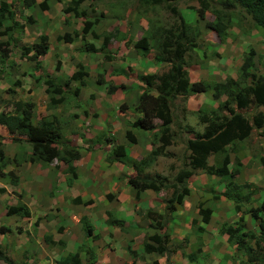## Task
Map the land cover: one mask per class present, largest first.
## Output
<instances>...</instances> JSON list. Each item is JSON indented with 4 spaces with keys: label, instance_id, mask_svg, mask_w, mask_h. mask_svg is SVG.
<instances>
[{
    "label": "rangeland",
    "instance_id": "obj_1",
    "mask_svg": "<svg viewBox=\"0 0 264 264\" xmlns=\"http://www.w3.org/2000/svg\"><path fill=\"white\" fill-rule=\"evenodd\" d=\"M24 0H10V4L12 6V10L14 11V17L13 19L7 20L5 24L0 28V43L3 44V49L5 52H7L6 59L0 60V110H8L9 103L15 100H29V92L34 89V95L33 99H38L41 93V88L37 89L33 85V76L37 72L30 71L29 67L32 66V63L28 61L27 57L29 55H21L20 49L22 48L21 44H19L15 36H18L20 39V42L25 43V45H29L32 42H34L38 35L36 33L39 32L40 27L34 26L33 23H29L25 17L22 15V6H23ZM58 3H53L52 12L56 11V9L60 10L63 3H68V1L65 0H59ZM83 2V5L79 8L81 10H84L86 14H90L91 16H94L93 9L95 6L93 5V1L95 0H81ZM106 2V0H104ZM110 1V0H109ZM127 1V0H126ZM213 3L211 5V9L215 8L217 9L218 6L215 2V0H212ZM8 2V0L6 1ZM103 2V0H101ZM117 2V1H116ZM135 2V1H134ZM175 4V3H174ZM116 8L118 9L117 14L120 18L127 16V23L128 20L132 19L136 21L137 19L144 20L145 26L148 27L147 20H155L152 24V26H164L168 27L172 24H178L181 20L179 16H182L184 21L190 22V25L194 27V30L200 34V39L197 41L198 46H200L199 51H203V55L205 57L198 58L196 57L195 60L199 61L200 65L206 69V74L210 75L211 72L218 73L219 76H223V79L220 77L221 82H232L235 80V77L237 76V71L239 68V65L241 63V60L244 57V54L248 52L249 49H251L254 53L253 55V66L255 69H257L259 72L264 71V33L260 30H255L254 27H252V23L250 22L248 16L244 14L243 11L240 9H236L232 12L230 21L228 24L230 28L227 29L224 42H218L215 38L214 34L212 32H208V29L206 28L205 24L206 22H209L212 20L211 17V11L210 13L207 12L205 14L204 19L201 21L197 19L196 10L198 8V5L196 1L194 0H182L175 4V13L171 15L163 6L155 7V9L152 11L151 14L149 11L142 12L144 8L137 6L135 7V3H131L128 5H125L121 8L120 5L114 4V7L112 8L114 11H116ZM127 9V10H126ZM63 8L61 9L62 13ZM29 14H32V16L38 17L39 10L38 8L33 10L27 9ZM56 15V14H55ZM56 17H62L63 21H65V14H57ZM80 20L82 17H78ZM94 17H92L93 19ZM118 18V19H120ZM82 24V21H81ZM5 27H10L9 30H5ZM57 36V35H56ZM56 36H53L54 38ZM143 36V34H142ZM145 36V35H144ZM210 38H214L215 41L210 40ZM35 39V40H34ZM91 42L95 45L96 41L94 39L89 38ZM86 40L84 42H79L78 46L81 48V44H86ZM101 53L103 54L102 49ZM218 51L216 53L217 55H211V53ZM85 51V50H84ZM22 52V49H21ZM112 52V51H110ZM114 52V51H113ZM138 52V51H137ZM90 55H94L91 52H88ZM139 53V52H138ZM138 53L135 55L137 56ZM151 53V52H150ZM84 54V53H83ZM112 54V53H111ZM196 54V53H195ZM131 63L133 61V58L135 56L129 57V54L127 55ZM139 56H143V54L139 53ZM145 56V55H144ZM201 56V54L199 55ZM90 58V57H89ZM92 61L95 59L90 58ZM79 61L82 63H87V55L85 54L84 57L79 58ZM123 58L117 57L114 61L106 64V68H104L100 73H98L97 78L98 80H95L94 73L91 72L90 77L88 78H81L80 81H83V85L81 86L80 81H70L69 85L64 88V91L61 92V98L62 102L61 104H57L55 106L54 110H50V112H54L56 114V119L58 124H64L62 135L70 134V131L68 130V127H72L77 132L75 134L76 137L80 136L79 134H84V138L88 139L86 141H89L88 146L85 145L82 146V144H85L86 141L82 139V141H78V145L76 149H80L78 151V158L82 157L85 153H90L94 151L95 153L92 154V157H96V153L101 156H105L106 153L111 152V146H110V136L112 129H114L113 136L118 139L123 137V129L121 126L117 124V122L114 120V118L111 117V109L108 106L102 107V110L105 111L108 115L105 123L101 122L99 123V128H97V125L95 124V116L91 117L90 121H88V118H82L84 117V112L87 111V104L88 99L85 97V100H80V97L76 95H72V92L75 88H79L81 91V94H86L88 92L90 93L91 97L99 96L100 94H103L104 90L108 92H111V85H113L114 89L110 93V99L112 101L120 100L123 97V94L121 91V85L123 83L126 87H128L131 83V81H127L125 76V73L131 74L134 72H137V67H132L130 70L122 72L118 71L117 75H111L116 74L117 69L124 68L123 67ZM210 64V65H208ZM68 65V64H67ZM145 65L142 64L141 67H144ZM210 67V68H208ZM70 68V66H69ZM66 67V69L63 71L62 75V82H66L68 77L66 78V72L70 69ZM82 68V67H81ZM98 68V67H97ZM188 68V67H187ZM74 71H76V68L74 67ZM125 70V69H124ZM38 75L40 77H43V75L46 73L43 68L39 67L37 69ZM83 71V70H82ZM93 71V70H92ZM36 72V73H35ZM164 72V71H163ZM191 72L190 70L188 73ZM108 73L110 76H108ZM162 73V72H161ZM215 73L211 75L212 77L208 78V80H215ZM32 76H29V75ZM127 77V76H126ZM229 78V79H227ZM105 79L107 81H105ZM110 82H109V81ZM18 82V87H13L12 82ZM105 81V82H104ZM41 80L37 81L36 83L40 85ZM102 85L105 87L104 89L100 87L99 85ZM104 82V83H103ZM119 83V84H118ZM38 85V86H39ZM107 85V86H106ZM124 87V86H123ZM14 89L16 91V95L14 94ZM101 89V90H100ZM125 89V88H124ZM9 90H12L13 92H9ZM132 93L141 91L140 88L137 86L132 87ZM4 93H7V96L5 97ZM105 93V94H106ZM107 95V94H106ZM193 97V96H192ZM56 99L58 97H55ZM103 97H99V99H102ZM128 98V97H127ZM98 99V102H99ZM78 100V101H77ZM92 100V98H91ZM224 100V96H221L219 99V102H217V105ZM178 106H182V100L176 99L174 101ZM110 105V103H108ZM174 106V105H173ZM187 107H195V105H192L189 103ZM241 114L244 115H250V114H256L257 112H261L264 114V108L258 107L253 108L250 105L247 108L238 110ZM75 112L76 114L74 115ZM174 115L175 123L173 122L169 126V134L172 135V140L170 143V146L165 148V150H161L160 154L157 156L152 155L149 157V159H145L143 166L141 168V172L138 173L139 177H144L146 179H154L158 183L164 184V188H161V190L157 191V193H150V191H146L148 195L146 196H139L135 198L132 194V190L130 189L127 191L125 188H122V180H127L129 177H133L135 175V172L130 168L134 167L132 165L133 163H136L137 160L135 158L129 156L127 154L128 149L125 151V160L127 161V165H123V170H121L119 174L111 173L110 178L111 180L105 181L103 184H100L99 182L94 183L95 186L86 187L87 184L81 183L77 186L75 190H78L81 192L85 197H82V201L80 199L75 202L76 204H66V196H63V201L59 203L61 206L68 205L66 213H69V209L73 210L72 212H75L74 215L76 218L80 217L81 215L85 214L87 211L86 209V200L94 199V202L96 206L93 207L94 212L98 216L103 213L104 210H96L101 206V204H104V201L98 200L96 197H104V194L106 193H112L113 197L117 194V190H122V193H128L129 192V200L130 205L131 202L134 204L132 207V212H134L135 215H137L138 219H134L135 221L138 220L139 226H137V232L136 234L142 235L140 238L142 240H137L139 242L143 241L144 234H151V233H166L169 237V242L167 243L169 247V253L166 255H163V260L160 261L162 264H192L188 262L187 256L188 254L192 253L194 254L199 260V264H240L244 263L246 261L245 256L240 253L236 252L234 247L226 242V236L220 234L219 230L222 226L230 225L235 227L238 223L242 226H244L247 230L253 231V235L257 236V221L254 220L251 217V214L249 211L247 212L249 208H255L259 205L260 200L264 199V169L261 168L259 165L258 158L261 156L264 158V124L262 126L261 131L257 130L255 133H252L248 139L241 143L242 145V153L240 154V151L235 149L232 151L234 153L233 159H241V169L238 171L237 175L232 180L233 183L242 185V184H249L256 186L255 189H247L243 188L241 192H251L256 190L255 193H250L251 197L247 201H243L241 203V210L239 213H235L233 209V204L231 201H229L227 198L223 196V194H229L227 189L229 187L226 186V181L219 180L218 177L208 176L200 171H196V173L191 176L187 180V186L189 190L188 196H186L181 204H174L175 209L173 212H167L164 209V205L167 201V198L169 197L172 189L169 185L172 184V179L176 172L183 168L185 163V156L186 152L184 149L183 141L185 140V133H182L183 130L181 126H185V123L191 128V130L200 132L203 125L201 123H198L196 116L189 118L185 114L182 118V122L179 121V112L177 111ZM78 116H81L80 123L82 125H79L78 123ZM117 116H119L117 114ZM40 115L38 113L34 114V118L32 120L33 123H36ZM87 121L88 124H91L89 127L83 123L84 121ZM176 123H178V128ZM154 124H160L156 119L153 120ZM182 124V125H181ZM78 125V127H76ZM157 125V126H158ZM72 126V127H71ZM86 126V127H84ZM92 129H95V131L98 132V134L93 136V139H89L90 132L93 131ZM155 131L156 127H154ZM90 131V132H88ZM259 131V132H258ZM134 135L140 136L141 139H144L147 137V134H149L148 131H133ZM159 132H156L155 135H152L154 139H151V146L154 149L158 146L157 140H158ZM2 137V136H1ZM139 138V139H140ZM94 141L95 143L91 142ZM141 142V140H140ZM3 153L6 157L13 156L15 153V145H13L8 136L3 137ZM108 143V144H107ZM107 144V146H105ZM140 144V143H139ZM94 145V147H92ZM136 145V144H133ZM138 146V145H137ZM97 148V149H96ZM152 149V150H153ZM138 152V151H137ZM14 153V154H13ZM140 153H143V150L140 151ZM13 154V155H12ZM259 156V157H257ZM77 160V159H76ZM74 160V161H76ZM149 160V161H148ZM74 161L72 162L74 172L76 173L77 165H75ZM148 161V162H147ZM102 162V161H101ZM147 162V163H146ZM247 162H250L249 164ZM212 163V159L208 158L206 160V164L209 166ZM30 164V163H29ZM50 164L57 165L58 170L55 171L54 175H57L58 173H61L63 175V178H69L70 174L66 171V165L61 161H52ZM233 164V163H232ZM32 165V164H30ZM49 165V164H47ZM47 165H41L40 164H33V168L35 171H32L31 173L33 175L37 174V169H46ZM50 167V171L52 172L53 167ZM101 166V172H106V164L103 163ZM232 165H229L227 168L230 170V167ZM10 166H8L6 169H8ZM31 168V170L33 169ZM60 168V169H59ZM54 168L53 170H55ZM62 169V170H61ZM110 171L112 170V167L109 168ZM44 173V172H43ZM122 175V176H121ZM121 176V177H120ZM120 177V178H119ZM62 178V179H63ZM64 178V180H65ZM99 178L106 179V177L103 175H99ZM18 179V178H17ZM38 179V178H37ZM36 178L33 180H30L29 178V189L26 188V183L23 180L19 181L17 180V185L12 186L9 185L7 181H0L2 184H5L8 189L17 190L13 193H10L8 196H10V199L12 197V200L14 201H21V199L25 198L29 200V205L31 206L33 216H39L37 219L31 220V225H29V229L27 232H24L29 235V246H17L16 241L13 239L17 235H21L23 233L22 228L25 227L27 224L25 221H23V218H19L18 220L21 223H12L9 222L7 219L0 220L4 224L5 227L9 228L8 235L11 233L10 230H12V235L8 238V241L5 246H0V250L5 254L9 260L11 259V264H55L56 260H58L60 257L66 255L70 251L72 252H78L79 256H81L82 262L84 261L83 258V248L85 246H50L49 244H46L43 240V237L45 235L55 236L58 238L60 237V234L62 233L63 229L54 230L52 227L51 230L46 229L45 230H38V232H35L34 230L37 228V223L43 218L45 219L47 215H51L47 213L49 206L48 200H50L59 193L55 192L54 186L53 189L49 190V185H46L45 187L37 180ZM62 180V181H64ZM68 181V180H66ZM23 182V183H22ZM65 182V181H64ZM64 183L62 182L61 185ZM57 185V184H56ZM124 185V183H123ZM113 186H116V189L113 188ZM126 187V186H125ZM179 188V186L177 187ZM26 190H29L26 192ZM49 190V192H48ZM74 190V191H75ZM119 190V191H120ZM118 191V192H119ZM219 194L220 197L218 199L213 200L212 195ZM5 193V192H4ZM48 193H50L48 195ZM156 195V199L158 201H153V195ZM158 194V195H157ZM231 194V193H230ZM150 197V198H149ZM88 198V199H86ZM6 196L3 197L2 205L5 206ZM9 198L7 200H10ZM81 201L83 205L79 206L78 202ZM107 201V200H106ZM80 202V203H81ZM21 203V202H20ZM59 205V206H60ZM73 205V206H70ZM85 205V206H84ZM125 205V203L123 204ZM201 206L202 208H209L210 210V218L209 222L207 224H204L200 221V217L197 213V207ZM27 208V207H26ZM5 209V208H4ZM81 209V210H78ZM107 209L109 212L113 213L115 211L121 212L126 214L128 207L125 208L126 211H122L118 209V206L114 203L107 202ZM28 210V208H27ZM147 210H150L151 212H154L156 214H159L160 217L154 216V218H157V221H155V225L152 222V228H148L147 224H149V220L144 218L145 213ZM3 211V208H0V212ZM46 211V212H45ZM86 211V212H85ZM98 211H101L98 213ZM45 212V215L43 216V213ZM162 215V217H161ZM2 217V216H1ZM140 217V218H139ZM121 218V217H120ZM153 218V221H154ZM241 218L239 221L238 219ZM124 221H129L125 217L123 218ZM160 220V221H158ZM164 222L163 227L159 228L160 224ZM22 222H25L22 224ZM36 222V223H35ZM35 224V225H34ZM80 228V223L78 222V227ZM114 228V227H113ZM158 228V229H157ZM197 228L201 229V232L197 231ZM118 229V228H117ZM120 229V228H119ZM134 229V228H133ZM50 231H52L53 234H50ZM123 228L117 232L116 235H114L113 242L110 244V246H95L96 249H98L99 253L106 249L111 248L113 250V253L108 254L109 257L105 258L101 255V253L98 255V252L94 258L93 264H119L120 260L118 247L123 245L124 238H132V231H129L130 235H125L123 232ZM75 231H72L71 236H75L73 234ZM42 234V235H41ZM41 235V237H40ZM24 236V234L22 235ZM264 236V235H263ZM136 241V242H137ZM132 242V241H131ZM14 243L13 246L11 244ZM143 242L138 243L139 246H141ZM254 244V243H253ZM10 245V246H8ZM26 245V244H25ZM178 245V246H177ZM135 246V245H134ZM253 250L258 249L255 246H249ZM8 248V250H6ZM260 248H264V241L263 245L260 246ZM260 251V254L263 256L262 264H264V252L262 249H258ZM259 253V252H258ZM151 260H156V263L159 264V261H157V258L155 256H149ZM0 264H6L3 261H0ZM138 264H141L140 262Z\"/></svg>",
    "mask_w": 264,
    "mask_h": 264
},
{
    "label": "trees",
    "instance_id": "obj_2",
    "mask_svg": "<svg viewBox=\"0 0 264 264\" xmlns=\"http://www.w3.org/2000/svg\"><path fill=\"white\" fill-rule=\"evenodd\" d=\"M6 1L7 0H0V28L7 20H12L14 15L11 10L12 6L10 2ZM129 1H135L138 8H144L142 12L145 13L149 11L152 14L155 7L163 6L173 15L176 9L175 4L180 0ZM194 1H196L198 5L196 10L197 19L202 21L205 14L211 11L212 20L206 22L205 26L208 32L214 34L218 42H224L226 31L231 27L228 22L230 21L232 12L236 9H240L248 16L255 30L258 29L264 33V0H215L218 6L217 9H211L212 0ZM32 4H34V0L23 1L25 7H29ZM35 7H37L39 11H46L48 9L47 0H41ZM113 7L114 5H112L111 8L108 7L106 12L116 18H120L117 11L112 9ZM62 12L70 13L76 18L83 17L84 20L81 33L83 35L90 33L91 36L96 38V35L91 32V28L95 24V21L101 18V15H103L102 13L96 15V13L93 12L94 16L92 17L94 18H88L85 11L79 9L78 0H69ZM179 17L181 21L178 24H172L168 27L162 25L154 27L152 24L155 20H147L148 27H146V31L143 33V36L133 44L134 49L143 54V56L151 52L152 59L154 60L153 62L163 61L167 65V69L159 75H141L138 78L139 82L142 84V90L137 97L134 111L138 112L140 116L134 120L131 127L137 131H148L151 133L154 129L153 120H158L160 124L156 127L157 131L151 134L155 135L156 132H159V146L143 155L136 163L132 164L134 165L132 168L135 171V175L127 178L126 184L134 190L135 198L138 197L140 192L150 190L156 193L161 190V188H164V186H162L164 184L158 183L154 179L149 180L144 177H139L138 173L141 172L145 159H149L152 155L157 156L163 148L170 145L172 135L169 134V126L173 122L175 123V113H173L172 108L176 99L186 101L189 96L194 94H209L213 101H218L221 96H224V100L220 102L215 109H211L206 113L202 111L194 112L198 123L204 125L201 132L191 130L186 123L185 126H181L183 127V132H186V134H189L191 137L183 141L184 149L187 153L185 156L186 161L183 168L178 170L175 177L172 179L176 184L170 186L172 191L167 201L164 202V209L167 212H173L175 209L174 204L182 203V200L188 195L187 180L193 176L196 171H200L205 175L218 177L219 180L226 181V186L229 187V189H227L229 194H223V196L232 202L235 213H239L241 201H247L251 197V192H241L243 189L242 186L249 190L255 188L249 184L238 185L232 182L238 173L239 160H230L229 152L236 149V144L247 139L251 131L261 129L264 124L263 113L257 112L256 114L244 115L238 111L247 108L249 105L253 108H264V71L259 72L254 68L252 62L254 53L249 49L241 60L234 81H207V79L212 76L203 80L189 81V67L192 64L197 65L199 61L195 60L196 57L202 58L205 56L203 55V51H199L201 45L198 46L197 43L200 39V34L194 30L190 22L184 21L182 16ZM28 22H31L30 17H28ZM9 29L10 27H5L4 31ZM73 36H77V34L74 33ZM57 39L69 43L72 38H70L68 34H64ZM107 42L108 38H103L102 46L104 47ZM2 46L3 44L0 43V60L6 59L7 54ZM47 47V37L45 35H39L36 42L22 48V54L27 55L29 52H33V57L30 59L35 62V68L39 69V62L36 61V57L45 53ZM87 50L93 52L90 45L87 46ZM197 52H199L201 56H197ZM211 55L216 56L217 54L213 52ZM27 59L29 61V57ZM105 59H109V57ZM75 68L76 71L66 79L67 81L64 82L63 85L54 82L47 75H44L42 82L45 87V93L49 99L47 106L49 109L55 108L57 104L62 102L60 95L62 87L68 86L69 81H80L82 77L86 76V73L82 71L81 65L77 64ZM55 69H57V66ZM192 72H194V70H192ZM38 79H40V77H36V81ZM80 84L82 85L81 81ZM77 93L78 88L73 91V95ZM56 96L59 98L56 99ZM12 106V113L0 112V125L5 128L8 134H24L26 137L24 142L29 147V153L22 148L13 158L9 159L4 157L1 144L2 137H0V178L4 179L12 186H16L18 179L12 171H3L7 165L16 167L21 163H30L32 165L36 163L41 166L47 165L52 161H61L66 165V171L70 174L69 178H66V180L75 178V170L71 164L74 160L78 159V149L65 142H61L60 127L56 123L57 119L53 115L46 116L45 119H41L38 124L33 125L31 122V104L15 101L12 103ZM177 111L179 115L184 114L182 106L180 107L177 105ZM186 113H190V111H187L185 108V114ZM176 125L178 128V123H176ZM124 137L129 144H134L136 141L134 134L129 130L125 131ZM12 141L16 142L17 140L12 138ZM112 154L114 155L115 162L127 165L128 160H125L126 156L123 146H116L112 150ZM208 158L212 159V163L209 166L206 164ZM258 161L264 166V158L259 157ZM229 165H232L230 170L227 168ZM177 186H179V188H177ZM0 192H3V190H0ZM214 193L215 192H213L211 196L212 199H218L219 194ZM112 197V193L105 195L107 201H110ZM197 209L200 221L207 224L210 218L209 208L198 206ZM246 211H249L251 217L257 220L259 235L261 236L258 238L264 241V219L261 217V214H259L264 212V199L262 198L260 200L257 207L254 209L249 208ZM5 216L28 218L29 211L26 206L17 200L14 205L6 208ZM106 216L108 226L114 227L115 229L122 226V221L115 219L113 213L108 211L106 212ZM154 216L160 217L159 214L151 212L150 210H147L145 213L144 218L148 219L150 222L147 224L148 228H152V222L154 223L157 221V218H154ZM240 219L241 218L238 220L241 221ZM78 222L80 223L83 235L85 237L91 236V228L84 216H80ZM163 224L164 222L162 223L161 221L159 228H161ZM155 225L157 226L159 224ZM197 231L201 232V229L197 228ZM219 232L226 236L227 242L234 247L236 252H240L245 256V264H262L263 256L258 249H262L264 252V248H260L258 241L255 242V247L258 249L253 250L251 247L247 246L244 240L252 239L253 234L245 231L243 226L239 223L235 227L230 225L222 226ZM43 240L46 244H53L49 235H45ZM168 240L169 237L165 232L162 234L156 232L144 234L141 248L135 251L130 248L131 242H127L126 251L128 252L129 260L122 264H135V260H142L144 255H162L166 253L169 251V247L167 246ZM84 254L85 257L83 262L79 258L78 253L74 252L67 253L63 257H60L56 261V264H93L94 258L90 251L86 249ZM187 259L194 264L200 263V260L192 253L187 256ZM0 260L6 264H11L9 258H7L1 250ZM151 264H155V262L152 261Z\"/></svg>",
    "mask_w": 264,
    "mask_h": 264
},
{
    "label": "crops",
    "instance_id": "obj_3",
    "mask_svg": "<svg viewBox=\"0 0 264 264\" xmlns=\"http://www.w3.org/2000/svg\"><path fill=\"white\" fill-rule=\"evenodd\" d=\"M40 1L41 0H34V4L30 5L29 7H22V15L25 18L29 16L32 20L31 23H33L34 26L40 27V30L38 33H36V35H38V36L39 35H45L47 37V45H48L47 50L45 53L38 55L36 57V61L39 62V66L44 69V71L46 72L45 74H47L49 76V78L53 79L54 82L59 83V84L62 83L63 71L66 69V67L69 68V66H70V68H69L70 70L66 72V78L70 77V75L75 70L74 67L76 64L81 65L83 72L86 73L85 78L90 77V74L92 72V73H94L93 78L95 77V80H98V78H97L98 73H100L104 68L107 67L106 64L114 61L115 58H117V57L123 58V60H124L123 61V67L124 68L117 69L116 74H111V75H117L118 71H122L125 73V71L130 70V68L132 69V67L138 68V69H136V70H138L137 72H134L131 74L125 73V75L127 74L126 75L127 77L125 76L126 80L131 81V83L128 87H126L124 83H123V85H121L122 86L121 90H123V91H121L123 94V97L120 100L112 101L109 97H110V93L114 89L113 85L110 84L111 85L110 86L111 92L106 93L107 91H105V89H104L105 87L102 85V82H100L101 85H99V86L104 89V90H102V91H104V93L100 94L96 98H95V96H92V97L90 96L91 95L90 93H92V92H88L86 94V96L84 94H81L80 89H79V92L77 94V96L80 97V100H85V97H87V99H88V104L86 105L87 111L84 112V117L82 118V120H84V118H88V121H90L91 117L95 116V124H93V125H97L96 127L99 128L98 124L101 122L105 123V121L108 117L107 113L102 110V107L108 106V108L110 107V109H111V117L110 118H114V120L117 122V124L122 127L123 133H124L125 130L129 129L132 126L134 120L140 116V114L138 112L134 111V107L137 103V97H138L140 91L133 92V93L131 91L132 87H135V86H137L138 88H140L142 90V84L138 80L139 76H141V75H152V74L159 75V74H161V72H163L167 69V65L163 61H160V62L156 61L155 63L153 62L154 60L152 59L153 58L152 53L149 52L145 56L141 57V56H139V53L137 52V50H135L133 48V43L136 42L139 38H141L142 34L146 31L145 30L146 29L145 21L140 20V19H137L136 21H134L132 19V22H131V19H130V20H128V23H127V16L125 18L122 17V18L118 19L115 16L106 12L107 8L108 7L111 8V6L114 4L120 5L121 8L125 5L131 4L132 2L129 0L128 1H126V0H110V1L106 0V2L104 0H103V2H101V0H95V1H93V5L95 6V8L93 10L95 11V13H97V14L102 13L103 15H101V18H99L95 22V24L93 25V28L91 29V32H93L96 35V38H92V39H94V41H96V44L94 45L91 42V40H89V38H91V36L89 34H85L83 37H75V38L73 37L74 33L79 34V31L81 28V21H83V19H84L83 17L80 20V18H76V17L72 16L70 13H63V12L62 13L66 15L65 21H63L62 17H56L57 14H62L61 9L62 8L64 9L66 7V3H63L60 10L56 9V11L52 12L51 8L54 9V7H55V6H53V3H58L60 1L59 0H56V1L55 0H47L48 9L46 11H39L38 17H37V15L32 16V14H29L27 9H30V10L31 9L33 10V8L37 9V7H35V5H37ZM65 1H69V0H65ZM78 4L80 7V6H82L83 2L81 0H78ZM83 5H85V4H83ZM117 10L118 9L116 8V11ZM64 34H68L69 37L72 38V41L69 43H65V42H63V40L57 39L58 37L63 36ZM53 36H56V37L54 38ZM103 38H108V42H107V45L105 46V48L102 49V50H104V51H102L103 52V54H102L101 50L99 48L101 46V42H102ZM15 39L19 44L22 45L21 47L28 46V45H25V43L20 42V39L18 38V36H15ZM84 40H86V42L88 44H92V49L95 50L93 52L94 55H90L88 52L84 51L83 49L81 50L79 48L78 43L84 42ZM210 40L215 41L214 38H210ZM81 48H83L82 44H81ZM110 51H112V52H110ZM137 53H138V55L135 56ZM215 53H218V51L215 50ZM85 54L87 55V59H88V62L86 64L79 61V58L84 57ZM128 54H129V57L135 56L133 58L132 63L129 59H127ZM27 55H29L28 56L29 62L32 63V66L29 67L30 71H33V73H34V71H36L38 73V71L35 68V62L30 59L31 57H33V52H29V54H27ZM198 55H200L199 52H197V56ZM206 55H208V54H206ZM105 56L109 57V59H105L106 58ZM89 57L92 59H95V60L92 61ZM56 62L58 63L57 69H55V67H54ZM142 64H144L145 66L141 67ZM208 65H210V64H208ZM208 68H210V67H208ZM189 70L191 72H192V70H194V72L188 73L189 81H191V82L197 81V80L207 79L209 76H211V75H213V73H215V71H214V72H211L210 75H207L209 73L206 74V69L204 68V66L201 67L199 62H197V65L192 64L189 67L188 71ZM37 73L34 74L33 77L39 76ZM215 75H216L215 81L221 82V80L219 78H216V77H220L219 74L215 73ZM29 76H32V75L30 74ZM108 76H110L109 73H108ZM220 78L223 79V76H221ZM227 79H229V78H227ZM32 81H33L32 83H33L34 87H36L37 89L41 88L40 96L38 99H36V98L33 99V95H34V89H33V90H31V92H29V96H30L29 100H24V101L32 103L36 113L43 116V115H45V112H46V104L48 102V96L45 93V90H44L45 87H44L43 83L41 84V82H40V85H39L34 81V79ZM105 81H107V80L105 79ZM82 83H84V82L82 81ZM14 94L16 95L15 89H14ZM4 95L6 97L7 93H4ZM99 97H103V98L99 99ZM91 98H92V100H91ZM98 99H99V102H98ZM217 102H219V100L213 101L210 98L209 94H202V95L201 94H194V95L189 96L186 99V101L184 100L182 102V105H183V109H184V114H185V108H186L187 111H190V113H186L185 115L188 116L189 118H191V117H195L194 112L202 111L203 113H206L211 109H215L217 107ZM108 103H110V105ZM189 103H191L192 105H195V107H187L189 105ZM173 105H174L172 108L173 113H176L178 104H176L174 102ZM119 108L121 111L119 110ZM72 113H74V115L76 114L75 112H72ZM117 114L119 116H117ZM183 117L184 116L179 115L177 118H179V121L182 122ZM80 118H81V116H78V123H79V125H82L80 123V120H81ZM83 123H85V125L88 127L91 125V124H88L86 120ZM157 125L154 124V127H157ZM200 126H202V129H203L204 125H200ZM76 127H78V125ZM202 129L200 130V132L202 131ZM261 129H259V131H261ZM92 130L93 131H91V132L88 131V132H90L89 139H93V136L94 135L96 136L98 134V132L95 131V129H92ZM74 131H75V129H73V127H72V132H74ZM113 132H114V129H112L111 135H109L110 136L109 140L111 142L110 146L113 147L116 144L122 145L124 148V151H126V149H128L127 154L129 156L135 158V160L138 161L143 155L147 154L151 150V139H152L151 133L155 132V129H153V131L151 133L147 134V137H145L144 139H141L142 138L141 135L136 136V138H137L136 143H135L136 145L128 144L121 136H120V138L116 139L113 136ZM255 132L256 131H251L250 135L252 133H255ZM182 133H184V132H182ZM81 135H82V137L84 136V134H81ZM0 136H2V137L7 136L5 129L1 126H0ZM185 136H186L185 139L191 137L189 134H186V132H185ZM21 138L24 139L23 136ZM247 139L243 140L242 142L245 143V141ZM69 140H70L69 141L70 146H75V147H77L78 141H80L75 135H70ZM84 140L86 141L88 139L84 138ZM140 140H141V142H140ZM242 142H239L238 144H236V150L238 149L240 151V154L243 151L242 145H241ZM88 144H89V141H86V143L82 144V146L85 147V145L88 146ZM107 144L105 146H107ZM92 147H94V145H92ZM23 149L27 153H29V148L27 146L23 147ZM141 150H143V153H140ZM19 152H20V148L15 146V152L14 153L17 154ZM93 153H95V152L94 151H92L90 153L87 152L82 157H80L78 160L74 161L75 165H77L76 176H75V178L70 179L67 182H66V178L64 177L65 178V180H64L63 175L61 173L54 175L55 171L58 170V166L56 164L55 165L49 164V165H47L46 169L44 168L43 170L41 168L37 169L38 172L35 175H33L31 173L32 171H35V169L29 163H21L19 166H16L13 168L9 167L8 169H6L8 167L7 166L6 168H4V171L6 172V171L11 170L12 173L18 178V182L21 180H23V182L25 181L26 188H28V189H29V178H30V180H33V181L35 178L36 179L38 178L37 180H39V182H41V184L44 187L46 185H49L50 192L53 189L52 186H54V188L56 189L55 192L59 193L58 195L53 196L54 199L52 198L50 200V198H49V200H48L49 206L47 207V209H48L47 213H49L51 215H47L45 219L42 218L37 223V228L34 230L35 232H38V230H40V229L46 231V229L51 230L52 227L54 228L55 231L58 229H63L62 233L60 234V237H62V240H60L61 238H58V237L55 238V236L49 235L51 237V241L53 242L52 245L49 244L50 246H57V245L58 246H85V248H83L84 250L82 251L83 254H84L85 250L87 249L90 251L93 258H95L97 252H98V255L101 253L102 256H104L105 258H108L109 257L108 254L113 253V250L111 248H106L99 253L98 249H96L95 246H110V244L113 242V239H114L113 236L116 235L117 232L119 230H121L122 228H123L122 232L125 235L132 234L129 232V231H132L133 232L132 238H124L125 240H123V245L122 246L120 245L118 247V250H117L119 252V257H118V259L120 260L119 264H122L123 262L129 260L128 252L126 251L127 242L132 241L130 243L131 244L130 248L132 250H134V251L139 250L141 248V246H139V245L142 241L139 242L137 240L138 239L142 240V238H140V237L143 235V234L139 235V234L135 233V232H137V226H139V224L137 223L138 220L135 221L134 219H138L137 218L138 216L135 215L134 212H132L133 211L132 207L134 206V204H132V202H131V205H130L129 192L128 193H122L121 192L122 190L119 189L120 191L117 190V192H116L117 194L115 195V197H112V199L110 200L111 203H113V204L115 203L118 206L119 210L126 211L125 208L128 207L126 214L121 213V212H117V211L113 212V217L119 221L120 220L122 221V226L120 227V229L119 228L115 229L113 227H110V226H108V224L106 222V220H107L106 219L107 218L106 212L109 211L107 209V202H110V201H106L105 198H103V197H96L95 198V200L98 199V200H102V202L104 201V204H101V206H99V208L96 210H104L105 209L103 213L101 211H98V213L101 212V214H99L97 216L96 213L94 212V209H93V207L96 206L94 199H92L91 197H89L90 199L86 198V199H88L85 202V203H87L86 209L88 212L85 211L86 213L83 214V216L87 220V222L91 228V236H88V237H85L83 235L81 227L77 228L79 218L78 217L76 218V216L74 215V213L76 211L72 212L73 210L69 209V213H66L65 211H67L68 205L61 206L59 204L61 202H64L63 201L64 195L66 196V200H65L66 204H70V203L76 204L75 202H77L76 201L77 199H80L82 201L81 198L85 197V196L83 194L81 196V192L78 190H75L79 184H81V183L87 184L86 187L95 186L96 183H98V182L100 184H103L105 181L111 180V178H110L111 173L117 172V174H119V173H121L120 171L123 170L124 166H122L118 162L111 161L109 156L106 157L107 153H106L105 159L102 158L97 153H96V157L94 158V156L92 157ZM229 153H230V155H229L230 160H232V157H234V153L233 152H229ZM257 157H259V156H257ZM107 158H109V160H107ZM238 160H239L238 171H240L241 166H242L240 156H239ZM103 163L106 164V169H108L104 173L101 172V166H100ZM247 163L249 164L250 162H247ZM51 165H52L53 169L56 168L55 170L52 169V172L49 170ZM259 165L261 166L262 169H264V166H262L260 163H259ZM111 167H112V170L110 171L109 168H111ZM31 168H33V169L31 170ZM99 175H101V176L104 175L106 177V179L103 180V179L99 178ZM2 180L4 181V179L0 178V181H2ZM62 180H64L65 182ZM62 182L64 183L63 185H61ZM94 183H95V185H94ZM121 183H122L121 184L122 188H125L127 191H129L131 189L132 194L134 196V190L126 184V180L123 179ZM123 183H124V185H123ZM251 186H253V185H251ZM113 188L116 189V186L115 187L113 186ZM242 188H245V187L242 186ZM254 188H256V186H254ZM0 190H3V192H0V208L1 207L3 208V211L0 212V220L4 221L5 219H7L9 222H12V223H21L19 221H15V220H18L19 217L5 216L6 208L8 206H12L16 203V201L12 200V197L10 199V196H8V195L10 193H13L14 191H17V190L16 189L15 190L8 189L6 187V185L2 184L1 182H0ZM49 190H48V192H49ZM28 191L29 190H26V192H28ZM251 192L255 193L256 190L251 191ZM49 194L50 193H48V195ZM188 194H189V190H188ZM140 195L146 196L148 194L146 191H143V192H140L138 194V197ZM152 195H153V197H152L153 201L154 202L158 201L155 198L156 195L155 194H152ZM4 196H6V199L4 202L5 206L2 205ZM219 197H220V195H219ZM8 198L10 200H7ZM81 201L78 202L79 206L83 205V203ZM20 202L28 208L29 217L23 218L24 219L23 221H25L27 225L22 228L23 233H21V235H17L18 238L16 239V237H15L13 240L16 241L17 246H29L28 245L29 244V239H28L29 235L24 233V232L28 231L29 225H31L30 224L31 220L32 219L35 220L39 216H33L34 214L32 213V210L30 208L31 206L29 205V200L22 198ZM124 203H125V205H123ZM241 203H242V201H241ZM70 206H73V205H70ZM252 209H254V208H252ZM78 210H81V209H78ZM45 212L43 213V216L45 215ZM259 214H261V217L264 219V212L259 213ZM124 217L129 221H124L123 220ZM25 222H22V224H24ZM243 229L247 232L253 233V231L247 230L244 226H243ZM7 230H9V228L5 227L4 224L2 222H0V232L2 233V234L0 233V246H5L7 241H8V238L12 235V230H10L11 233L9 235H8ZM72 231H75L73 233V234H75V236H73V237L71 236ZM23 234H24V236H22ZM50 234H53L52 231H50ZM41 235H40V237H41ZM112 237H113V239H112ZM258 237H261V236L259 235V228L257 225V236L253 235L252 239H249V240L245 239L244 241H245L247 246H255V242H257V241H258L259 246H261V245H263V240H259ZM226 242H227V240H226ZM138 243H139V245H138ZM13 245H14V243L11 244V246H13ZM8 246H10V245H8ZM6 250H8V248ZM69 253H74V252L70 251ZM77 253L79 255V251ZM149 256H155L157 258V261H159V264H162V263H160V261L163 260L162 256H156L153 254L146 255V256L144 255L142 260H140V259L135 260V264H138L139 262L141 264H151V262L154 260H151V258H149ZM84 257H85V254L83 255V258ZM79 258L81 259V256H79ZM10 261H11V259H10ZM188 262L194 264L193 262H190V261H188ZM23 264H24V262H23ZM55 264H56V262H55Z\"/></svg>",
    "mask_w": 264,
    "mask_h": 264
},
{
    "label": "clouds",
    "instance_id": "obj_4",
    "mask_svg": "<svg viewBox=\"0 0 264 264\" xmlns=\"http://www.w3.org/2000/svg\"><path fill=\"white\" fill-rule=\"evenodd\" d=\"M10 0H8V2H9ZM128 1V0H127ZM180 1H182V0H180ZM180 1H178V2H180ZM132 3H135V7L137 6V4H136V2H134V1H131ZM177 2V3H178ZM22 7H25L24 5L22 6ZM94 11V10H93ZM13 12V14H15L14 13V11H12ZM95 12V11H94ZM86 14V13H85ZM96 15H97V13H96ZM87 16H88V18H92V16L90 15V14H87ZM13 17H14V15H13ZM13 17H12V19H13ZM29 17V16H28ZM28 17H26L25 19L28 21ZM84 20V19H83ZM11 21V20H10ZM32 21V20H31ZM96 22V21H95ZM82 23H83V21H82ZM81 27H82V24H81ZM92 28H93V26H92ZM91 28V29H92ZM77 34V33H76ZM87 34H89L90 35V33H87ZM85 35V34H84ZM82 33H81V28H80V31H79V34H77V36H73L74 38L75 37H83L84 36ZM91 36V35H90ZM38 37V36H37ZM91 38H95V37H93V36H91ZM36 40H37V38H36ZM36 40L34 41V42H36ZM71 41H72V39H71ZM70 41V42H71ZM64 42V41H63ZM33 43V42H32ZM134 44V43H133ZM91 46L92 47V44H88V43H86V44H82V47L84 46V50L86 51V52H92V51H90V50H87V46ZM107 45V44H106ZM105 45V46H106ZM105 46L103 47L102 46V42H101V46H100V48L99 49H103V48H105ZM23 48V47H22ZM21 48V49H22ZM134 48V47H133ZM21 49H20V54L21 55H23V56H25L24 54H22V52H21ZM136 50V49H135ZM95 50L93 49V52H94ZM92 52V53H93ZM7 53V52H6ZM6 57H7V54H6ZM28 58V57H27ZM77 65V64H76ZM75 65V66H76ZM58 67V63L56 62L55 63V65H54V67ZM40 67V66H39ZM37 70V69H36ZM75 72V71H74ZM73 72V73H74ZM44 75H47V74H44ZM44 75H43V77H44ZM48 76V75H47ZM37 77H40V76H37ZM43 77H40V79H38L37 81H39V80H41V84L43 83L42 82V79H43ZM49 77V76H48ZM85 77V76H84ZM33 79H34V81L35 82H37L36 81V77H33ZM53 80V79H52ZM82 82V81H81ZM16 83H18L17 81H15V82H12V86L13 87H18V84H16ZM69 83H70V81H69ZM60 85H63V82L60 84ZM69 85V84H68ZM82 85H83V83H82ZM81 85V86H82ZM65 87H67V86H64V87H62V90H61V92H63L64 91V88ZM76 89V88H75ZM74 89V90H75ZM45 90V89H44ZM73 90V91H74ZM9 92H13L12 90H9ZM78 92H79V88H78ZM78 94V93H77ZM77 94H76V96L75 97H77ZM72 95H73V92H72ZM56 97H58V96H56ZM59 98V97H58ZM57 98V99H58ZM15 101H21V102H26V103H29V102H27V101H24V100H15ZM15 101H12V102H10L9 103V105H8V107H9V109L8 110H6V111H4V110H0V112L2 113H12V111H13V106H12V103L13 102H15ZM48 102H49V99H48ZM48 102H47V104H46V112H45V115H40V117L38 118V120L36 121V123H33L32 122V120H33V118H34V114L36 113V111L34 110V106L32 105V103H29V104H31L32 105V112H31V122H32V124L33 125H35V124H38L39 123V121L41 120V119H45V117L46 116H51V115H53L55 118H56V114H54V112H50V110H54L55 108H48L47 106H48ZM61 104V103H60ZM120 110V109H119ZM121 111V110H120ZM49 112V113H48ZM56 123H57V125L60 127V140H61V142H65V143H67V144H69V137H70V135H75L77 132L76 131H74V132H72L71 131V128L70 127H68V130L70 131V134H66V135H62V130H63V126H64V124H58V122H57V120H56ZM1 126V125H0ZM1 127H3V126H1ZM72 127V126H71ZM85 127V126H84ZM4 128V127H3ZM5 129V128H4ZM74 129V128H73ZM127 130H129L132 134H134L133 133V131L135 130L134 128H132V127H130L129 129H127ZM126 131V130H125ZM125 131H124V133H125ZM5 132H6V130H5ZM124 133H123V139L128 143V141L125 139V137H124ZM6 134H7V136H8V138H9V140H10V142L13 144V145H15V146H17L18 148H20V150L23 148V147H25V146H27L28 147V145H26L25 144V142H24V140L26 139V137H25V135L24 134H8L7 132H6ZM80 136H78L77 138L80 140V141H82V139H84L83 137H82V135L81 134H79ZM24 137V139H22L21 137ZM135 136V138H136V135H134ZM1 137V136H0ZM12 138L13 139H15V140H17L16 142H14V141H12ZM151 138L152 139H154L153 137H152V134H151ZM136 140H137V138H136ZM3 137H2V141H1V144H2V146H3ZM93 143H94V141H92ZM135 143H136V141H135ZM134 143V144H135ZM157 143H158V140H157ZM129 144V143H128ZM70 145V144H69ZM118 145H120V144H116L115 146H113V147H111V152L108 154L107 153V156H106V154H105V156L106 157H110V160L111 161H114L115 162V159H114V155L112 154V150L116 147V146H118ZM122 146V145H121ZM158 146H159V143H158ZM168 146H170V145H168ZM168 146H166L165 148H167ZM75 147V146H74ZM29 148V147H28ZM155 148V147H154ZM165 148H163L162 150L164 151L165 150ZM152 146H151V150L150 151H152ZM78 151H80V149H78ZM149 151V152H150ZM2 153H3V149H2ZM3 155H4V157H6L5 156V154L3 153ZM15 155V154H14ZM13 155V156H14ZM13 156H11V157H6V158H9V159H11V158H13ZM101 156V155H100ZM103 157V156H101L102 158H106V157ZM79 159V158H78ZM77 159V160H78ZM107 160H109V158H107ZM50 164V163H49ZM122 166L124 165V164H121ZM7 166H10V167H14L13 165H7ZM6 166V167H7ZM127 166H129V165H127ZM5 167V168H6ZM130 168L133 170V168L130 166ZM4 171V170H3ZM9 171H11V170H9ZM134 171V170H133ZM5 172V171H4ZM6 172H8V171H6ZM135 172V171H134ZM177 173V172H176ZM76 174V173H75ZM176 175V174H175ZM175 175H174V177H175ZM173 177V178H174ZM5 181V180H4ZM9 184V183H8ZM176 183L174 182V181H172V184L171 185H169V186H172V185H175ZM184 185H185V183H184ZM178 187V186H177ZM146 191H150V190H146ZM150 192H152L153 193V191H150ZM155 193V192H154ZM157 193V192H156ZM106 194H108V193H106ZM106 194H104V197H105V195ZM78 200V199H77ZM76 200V201H77ZM106 200V199H105ZM183 201V200H182ZM168 246V245H167ZM178 246V245H177ZM170 251V250H169ZM169 251H167L166 253H164V254H162V255H156V254H153V255H156V256H163V255H166L167 253H169ZM154 262H155V264H157L156 263V260H154Z\"/></svg>",
    "mask_w": 264,
    "mask_h": 264
}]
</instances>
